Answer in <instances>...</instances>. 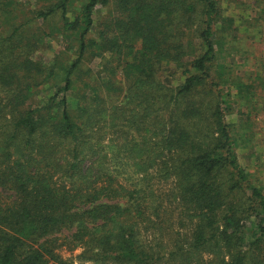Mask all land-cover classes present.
<instances>
[{
	"label": "trees",
	"instance_id": "1",
	"mask_svg": "<svg viewBox=\"0 0 264 264\" xmlns=\"http://www.w3.org/2000/svg\"><path fill=\"white\" fill-rule=\"evenodd\" d=\"M221 1L117 0L96 26L110 0H57L37 18L60 13L74 58L46 69L26 27L0 41V264H64L62 246L92 264H264V183L236 155L252 145L253 87L217 64L234 48ZM95 58L107 83L78 97Z\"/></svg>",
	"mask_w": 264,
	"mask_h": 264
},
{
	"label": "rangeland",
	"instance_id": "2",
	"mask_svg": "<svg viewBox=\"0 0 264 264\" xmlns=\"http://www.w3.org/2000/svg\"><path fill=\"white\" fill-rule=\"evenodd\" d=\"M57 0H0V41L8 38L15 28L26 27L30 36L38 37L41 42L36 43V48L29 57L33 64H40L45 69L50 66L59 64L66 65L74 58V45L69 32L63 28L60 20V13L57 12L53 17L46 21L37 18L40 11H46L49 5H53ZM117 0H110L107 7H97L94 13L96 26L102 23L108 15H116L115 3ZM260 6L264 8L261 1ZM258 4L253 0H238V3L232 0L221 1V14L223 20L216 29L226 31L224 35L228 38L225 40L229 43L234 39V48H223V53L219 56L217 64H223L235 78H242L245 83L253 87V107L251 113V133L253 141L249 148H238L236 155L239 164L250 174H255L259 181L264 183V22L259 21L258 27L253 26L256 21V14L259 12ZM260 8V7H259ZM79 4L73 3L68 9L67 19L71 22L79 12ZM264 19V15H263ZM228 20H232L229 28ZM221 25V27H220ZM250 27V28H249ZM43 32V33H42ZM44 34V35H43ZM101 58H95L92 61L82 63L81 69L75 82V93L78 97L83 94L90 95V88H96L101 85V89L107 83V77L101 72ZM227 72V71H226ZM163 73V74H162ZM161 81L166 85H177L180 81L174 73V69L166 67L160 74ZM101 78V79H100ZM227 78V77H226ZM119 76H114L112 81L119 86ZM51 84L46 83L41 86L34 100H39ZM235 92L232 91L234 96ZM43 99V98H42ZM115 103H121L122 97L114 98ZM205 101L202 95L197 96V101ZM68 105L73 108V100L68 97ZM233 111H236L233 108ZM245 117L233 114L227 117L228 122L243 123ZM236 124V128L240 126ZM163 188L164 185H161ZM167 187V185H166ZM176 214H171L172 223H174ZM171 223V222H170ZM171 225V224H170ZM175 230V227H174ZM64 238V234L61 239ZM82 249H68L62 246L55 251L59 261L64 264H92L78 259ZM55 261H49L55 264Z\"/></svg>",
	"mask_w": 264,
	"mask_h": 264
}]
</instances>
